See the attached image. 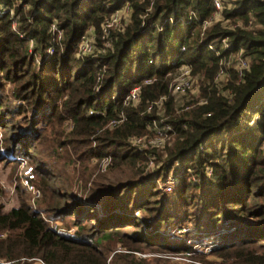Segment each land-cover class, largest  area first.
<instances>
[{
	"label": "trees",
	"instance_id": "trees-1",
	"mask_svg": "<svg viewBox=\"0 0 264 264\" xmlns=\"http://www.w3.org/2000/svg\"><path fill=\"white\" fill-rule=\"evenodd\" d=\"M227 3L222 19L201 34V22L215 12L213 0H0V130L11 132L0 161L5 153L35 156L31 150L42 144L52 155L48 129L58 147H81L79 158L111 159L83 204L35 169L41 195L34 203L22 195L10 209L0 203V258L107 264L111 256L109 264H181L168 256L196 253L204 264H264V0ZM126 4L129 19L123 31L112 30L110 47L77 56L90 28L103 47L102 21ZM240 51L249 68L241 79L226 69L219 92L213 77L226 68L220 59ZM182 63L199 77L206 103L177 112L169 84ZM137 85L139 103L123 107L122 98ZM160 96L163 116L146 113V104ZM120 111L126 121L107 127ZM66 120L72 126L61 140L55 125ZM153 121L171 124L174 134L166 159L148 172L141 165L150 148L139 150L130 139L152 135ZM123 166L132 176L119 175ZM170 175L177 183L167 194L160 184ZM64 217L62 228L52 226ZM205 230L214 243L210 260L197 248Z\"/></svg>",
	"mask_w": 264,
	"mask_h": 264
},
{
	"label": "rangeland",
	"instance_id": "rangeland-1",
	"mask_svg": "<svg viewBox=\"0 0 264 264\" xmlns=\"http://www.w3.org/2000/svg\"><path fill=\"white\" fill-rule=\"evenodd\" d=\"M230 2V0H227ZM232 5L229 3V7ZM213 19L215 21H220L222 19L221 12H217L213 15ZM239 25H241L240 21H237ZM225 27H233V24L229 21L224 20ZM234 58V56H233ZM232 58V59H233ZM215 77V76H214ZM213 77V79H214ZM199 79V77H197ZM227 82V81H226ZM224 81H220L219 83L214 81V85L217 88V90L220 92V90H223L225 87ZM200 83L198 80L197 84V91L195 93H191L190 95L185 97H180V99L174 100V108L176 111H178L177 104L178 100H187L190 104H195V100L198 99V97H201V88ZM6 89H9V84H6ZM224 92V91H223ZM202 98V97H201ZM201 105V104H198ZM72 123L69 120L64 121L62 124H56L55 125V131H57L59 138L61 140L66 139V135L71 130ZM10 129L7 127L5 129L0 130V149L4 148L9 144L8 139H5V135L10 136ZM173 133L171 134L169 138L168 144L161 149H150V153L148 154L147 161L141 165L142 168L145 169V171H153L155 170L161 163L166 159V149L168 148V145L171 144L173 140ZM48 141L47 145H49V153H52V155L48 156L46 153H44V147L45 145L42 144V147L36 145L35 149L33 148L31 150V154H34L35 156H22V157H16L13 154L5 153L4 161H0V203L4 204V208L10 209L12 206H15L18 204V199L20 198L19 195H22L24 199L28 200L31 199L32 196L27 192L22 193L19 188L17 187V176L19 169L22 165H29L32 166L37 171H41L44 173H48L50 180L49 185L56 187L58 186L61 190H64L66 192H69V196L71 197V200H75V202L83 204L86 203L87 194L89 193L93 183L98 179V177L106 172L108 170L109 164L111 162V159L109 160L107 166L105 169H102L101 164H103L102 160L105 158L103 157L101 160L97 158H79V155L82 152V148L79 146L72 145L73 142H69L65 147H58L57 143L55 142L54 135L50 133V129L47 131ZM131 142V141H130ZM45 143V142H43ZM92 145H95V141H92ZM6 149V148H5ZM4 149V150H5ZM148 150V149H144ZM152 161V164L150 163ZM133 169L131 167L123 166L120 171L119 175L127 178L132 176ZM37 177V176H36ZM54 177V178H52ZM39 180V177H37V181ZM160 186L163 188L162 183ZM174 188V187H173ZM164 190V189H163ZM173 191V189H172ZM172 191L165 192L167 194L171 193ZM37 204L35 203L34 207H36ZM98 207V203L95 205ZM101 214V212H99ZM69 221V218L64 217L62 220H56L54 222H51L52 226L57 227H63V224ZM69 223L68 225H70ZM73 226V225H72ZM70 228V229H69ZM68 231L73 232L74 227H69ZM205 239L199 242L197 248L199 250H202V254H204L206 257L205 259L210 260L214 259V256H212L210 253H208L209 249L214 246V243H211L212 237L211 233H209L207 230H205ZM211 240V241H210ZM140 254V253H139ZM194 256H178L177 260H171L169 261H176L180 262L181 264H204L196 258L197 255ZM141 256H146V254H140ZM109 256L107 258V264L110 262ZM201 257V256H200ZM26 259H35V258H26ZM25 261V260H23ZM18 264H22L20 261ZM30 264H41L38 260L32 261Z\"/></svg>",
	"mask_w": 264,
	"mask_h": 264
},
{
	"label": "built area",
	"instance_id": "built-area-1",
	"mask_svg": "<svg viewBox=\"0 0 264 264\" xmlns=\"http://www.w3.org/2000/svg\"><path fill=\"white\" fill-rule=\"evenodd\" d=\"M224 2H228L226 7H229V1L227 0H213V5L215 9V13L221 12V10L225 7ZM151 4V3H150ZM130 14V7L129 4L124 5L116 12L112 13L109 17H106L101 23V30L103 34V38L106 39L104 42L103 47H99L96 42V37L94 34V30L90 28L81 38L77 46V56H84V55H92L94 52H104L107 48L111 45V36L112 30L116 31H123L124 26L126 25ZM213 14V15H214ZM203 20L201 22V34L208 28L212 23L215 22L213 19L214 16ZM51 31L53 35H55L56 40L61 39L62 32L57 27L55 23L51 25ZM116 38V36H114ZM224 46H227V39L222 41ZM210 49H214L213 45H209ZM184 50V47H182ZM49 52H52V49L49 48ZM219 54V52H216ZM227 58V59H220L221 63H224L226 68H221L216 74L214 75V81L219 83L220 81L226 82L227 80V72L226 69H234L237 73L239 79H241L244 75L245 70L249 68L250 59L247 56L242 55V51L238 52L236 55ZM103 77V71L100 70L97 81L100 83ZM154 81V77H148L144 80V84H151ZM197 84L198 80L197 77L191 73V68L188 64L182 63L177 67L175 74L173 75L169 89L171 94L175 99H180V97H185L190 95L191 93H195L197 91ZM140 93L141 87L139 85L132 87L128 90V92L122 98L123 107H136L140 101ZM165 101V96H160L156 100L149 101L148 104L145 106V112L150 113L155 111L157 115L160 117L163 116V104ZM195 104H205L206 99L198 97L197 100L194 101ZM191 104L187 100H178L177 108L178 111H183L189 109ZM89 113H93V110H89ZM127 119L126 114L123 111H120L114 119H111L107 123V127H117L118 125L125 122ZM152 135H136L133 136L130 141L131 143L136 146L139 150L144 149H161L166 146L169 142V138L173 133V127L171 124L167 122H162L158 124L156 121H153L152 125L148 128ZM110 158L105 157L101 164L102 169H105L109 162ZM152 164V161L150 162ZM36 174L34 168L29 165H22L19 169L17 182L18 185L27 193H29L32 198L31 202L34 203V200L41 195L40 189L36 186ZM177 181L174 179L173 176H168L163 184L164 190L172 191L175 189ZM174 187V188H173ZM171 260H177L178 256H168ZM23 260H32V259H15V260H8L0 258V264H18L20 261L23 264ZM33 260H38L41 264H45L41 259L35 258Z\"/></svg>",
	"mask_w": 264,
	"mask_h": 264
}]
</instances>
